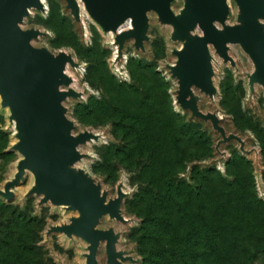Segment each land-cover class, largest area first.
I'll return each mask as SVG.
<instances>
[{
  "label": "rangeland",
  "instance_id": "obj_1",
  "mask_svg": "<svg viewBox=\"0 0 264 264\" xmlns=\"http://www.w3.org/2000/svg\"><path fill=\"white\" fill-rule=\"evenodd\" d=\"M229 5L231 14L226 23L233 24L236 5L232 0ZM171 6L177 12L182 0H176ZM148 16L145 50H136L133 40H128L123 46L122 58L117 62L114 61L113 36L101 32L82 7L79 21H76L65 1L46 0L45 11L32 9L21 24L22 29L34 28L43 32L42 36L31 41L33 46L45 47L54 54L60 51L69 53L79 65L78 69L68 67L67 74L73 79L71 87L80 96L66 99L63 105L67 108L68 118L74 122V133L91 131L100 137L79 147L84 157L75 167L84 169L100 182L108 197L116 195L118 186L127 193L121 211L129 221L123 224L105 217L98 225L101 229L113 227L120 232L117 248L137 260L125 264H144L137 247L136 229L141 219L133 209L135 197L148 185L152 175L151 168H147L149 158L128 157L130 137L123 135L114 114L108 113L91 122H83L75 115L80 107L89 102H100L109 93H115L119 102L133 100L135 106L132 110L148 124L145 135L152 137L151 145L156 149L157 157L172 158L176 152L172 134L170 136L174 113H179L183 121L199 126L202 138L194 137L195 146L186 143L188 152L194 151L195 156L183 163L179 173L170 168L171 177L176 174L178 179L195 188L201 178L197 171L211 169L209 176L213 178L219 175L229 180L237 178L243 186L245 200L264 202V88L258 84L252 88L248 86L247 75L253 70L251 60L239 46L229 52L235 61L234 67L222 63L216 55L212 64L217 96L210 99L195 90L200 96L199 108L219 115L226 133L237 134L244 141L246 153L240 150L235 140L216 147L220 135L210 123L191 117L188 111H182L174 104L177 85L167 66L175 62L172 50L180 43L170 40L171 27L160 24L155 13ZM8 117V109L0 105V187L14 173L19 158L10 150L14 127ZM164 133L168 135L166 140L155 138ZM31 184V176H26L14 191L12 201L0 197V264H80L84 260L85 242L61 234L46 235L51 225L66 223L76 213L49 203L38 205L37 196H25ZM97 260L98 264H105L102 245Z\"/></svg>",
  "mask_w": 264,
  "mask_h": 264
},
{
  "label": "water",
  "instance_id": "obj_2",
  "mask_svg": "<svg viewBox=\"0 0 264 264\" xmlns=\"http://www.w3.org/2000/svg\"><path fill=\"white\" fill-rule=\"evenodd\" d=\"M63 1L79 21L80 2ZM81 1L103 32H114L130 19L131 27L115 35L113 44L117 46L118 55L115 62L122 58L123 46L128 40H133L136 50H145L149 13H155L160 24L170 26V40L182 43L179 49L172 50L176 59L167 66L177 85L174 104L188 111L191 117L210 123L220 135L216 147L235 140L246 153L244 141L237 134L226 133L222 118L199 108L200 96L194 90L213 98L216 87L209 46L224 63L234 67L228 44H237L252 62L253 70L247 75L248 86L258 84L264 88V23L261 22L264 0H232L237 7L233 24L226 23L227 0H182L177 12L171 7L174 0ZM30 7L45 10L40 0H0V105L8 109L9 122L14 123L16 141L10 150L20 156L14 175L0 188V197L12 201L13 188L29 171L34 179L26 197L34 195L40 206L48 203L64 206L66 211L78 214L66 223L51 225L46 230L47 236L55 233L85 242L84 260L80 264H98L101 245L105 264L136 263L128 252L117 248L120 232L113 227H98L106 216L123 224L129 221L121 211L127 193L118 186L116 195L110 198L100 182L84 169L75 167L84 157L79 147L100 137L91 131L74 133V122L68 118L63 105L66 99L80 96L71 87L73 79L64 73L67 64L74 69L79 65L69 53L54 54L45 47L31 44L43 32L21 28ZM196 28L201 34L195 32Z\"/></svg>",
  "mask_w": 264,
  "mask_h": 264
},
{
  "label": "trees",
  "instance_id": "obj_3",
  "mask_svg": "<svg viewBox=\"0 0 264 264\" xmlns=\"http://www.w3.org/2000/svg\"><path fill=\"white\" fill-rule=\"evenodd\" d=\"M119 101L109 93L100 102L80 107L75 115L91 122L114 114L123 135L130 137L128 157L149 158L152 175L135 197L133 209L141 219L136 232L144 264H264L263 201L245 200L237 178H213L211 169L197 171L201 178L195 188L168 172L172 168L179 173L183 163L195 156L186 143L195 146L194 137L202 138L199 126L174 113L170 136L176 152L172 158L157 157L152 137L145 135L148 124L132 110L133 100ZM167 137L164 133L155 138Z\"/></svg>",
  "mask_w": 264,
  "mask_h": 264
},
{
  "label": "bare ground",
  "instance_id": "obj_4",
  "mask_svg": "<svg viewBox=\"0 0 264 264\" xmlns=\"http://www.w3.org/2000/svg\"><path fill=\"white\" fill-rule=\"evenodd\" d=\"M41 1V3L43 4V6H44V9L46 10V0H40ZM79 2H80V6L84 9V11H85V8H84V4H83V2L81 1V0H78ZM176 0H174V2H175ZM227 3H228V6H229V14H228V16H227V19H228V17H229V15L231 14V10H230V5H229V3H230V0H227ZM172 7V6H171ZM181 8V7H180ZM33 8H28V12H29V14H30V12H31V10H32ZM44 10V11H45ZM236 10H237V7H236ZM85 13H86V15H87V17L89 18V20L97 27V28H99L100 30H101V32H103L102 31V29L96 24V22L88 15V13L85 11ZM227 19H226V21H227ZM261 22L262 23H264V20L262 21L261 20ZM215 25L219 28V26H218V24L217 23H215ZM131 27V25H130V19H126L124 22H122L119 26H118V28H117V30L116 31H106V32H103L104 34H109V35H112L113 36V42H114V38H115V35L117 34V33H120V32H122V31H124V30H126V29H129ZM171 30H172V28H171ZM195 32L196 33H198V34H201V31L198 29V28H196V30H195ZM195 32H192V34H194ZM173 42H175V41H173ZM176 42H178V41H176ZM180 43V46H178L177 47V49H179L180 47H181V45H182V43L181 42H179ZM229 45V52H230V50H231V48H233V47H236V46H238L237 44H228ZM113 47L116 49V54H115V58L114 59H116L117 58V46L115 45V44H113ZM241 49V48H240ZM242 50V49H241ZM209 51H210V57H211V62H213L214 61V59L216 58V54L214 53V50H213V48H212V46H209ZM218 57V56H217ZM218 59H220L221 61H222V59L221 58H219L218 57ZM222 63H224L223 61H222ZM225 64V63H224ZM213 65V64H212ZM68 67H70L69 66V64H67L66 65V67H65V70H64V73L66 74V75H68L67 74V68ZM79 68V67H78ZM78 68H76V69H78ZM214 70V69H213ZM214 75H215V71H214ZM213 79H214V76H213ZM213 84H214V86L216 87V85H215V83H214V80H213ZM62 89H65V88H62ZM217 87H216V92H215V94L213 95V98H215L216 96H217ZM194 92H195V90H194ZM196 93V92H195ZM218 117H219V115H218ZM219 118H221V117H219ZM12 125H13V127H14V123L12 122L11 123ZM14 133H15V130H14ZM14 141H16L15 140V138H14ZM13 141V142H14ZM20 157V156H19ZM16 166V165H15ZM14 173H15V170H14ZM14 173L12 174V176L14 175ZM26 175H25V177L26 176H31V178H32V183H33V174L31 173V172H29V171H26V173H25ZM11 176V177H12ZM10 177V178H11ZM9 178V179H10ZM24 179V178H23ZM22 179V180H23ZM20 184H18V185H16L14 188H13V191H15L16 189H17V187L19 186ZM32 185V184H31ZM31 187V186H30ZM1 188V187H0ZM29 189V188H28ZM28 189L26 190V192L28 191ZM123 190V189H122ZM124 192V191H123ZM59 208H64V206H59ZM75 213H76V215H78L77 214V212L75 211ZM106 217H108V216H106Z\"/></svg>",
  "mask_w": 264,
  "mask_h": 264
}]
</instances>
